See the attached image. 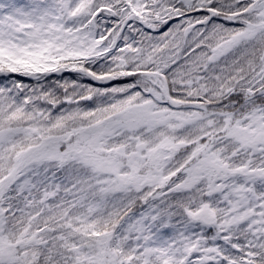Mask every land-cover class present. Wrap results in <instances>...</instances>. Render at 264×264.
Instances as JSON below:
<instances>
[{"label": "snow or ice", "instance_id": "1", "mask_svg": "<svg viewBox=\"0 0 264 264\" xmlns=\"http://www.w3.org/2000/svg\"><path fill=\"white\" fill-rule=\"evenodd\" d=\"M0 264H264V0H0Z\"/></svg>", "mask_w": 264, "mask_h": 264}]
</instances>
